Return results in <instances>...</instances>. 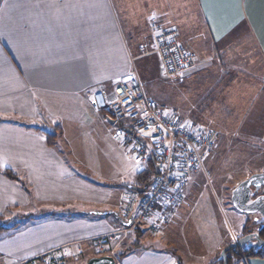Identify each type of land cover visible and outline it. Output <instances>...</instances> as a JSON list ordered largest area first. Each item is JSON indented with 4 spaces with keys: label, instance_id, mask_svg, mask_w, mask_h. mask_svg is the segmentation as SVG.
<instances>
[{
    "label": "crops",
    "instance_id": "crops-1",
    "mask_svg": "<svg viewBox=\"0 0 264 264\" xmlns=\"http://www.w3.org/2000/svg\"><path fill=\"white\" fill-rule=\"evenodd\" d=\"M170 1L0 0V216L7 223L0 230V264L69 252L122 231L113 215L94 212L120 215L124 198L136 189L138 172L154 163L148 162L150 153L143 154V162L128 157L121 133L129 121L106 122L88 97L101 88L112 94L121 77L135 75L134 61L144 58L135 47L142 40L151 45L154 25L171 27ZM194 3L211 54L184 76L193 75L189 79L199 95L195 106L204 111L201 121L206 111L218 113L224 125L230 120L226 130L240 121L237 140L264 143V0ZM185 4L175 0L176 12ZM201 61L209 63L208 72ZM206 73L216 76L209 82ZM255 101L256 113L247 119ZM238 107L242 112L234 116ZM187 115L179 117L202 123ZM206 116L216 145L221 127ZM46 117L53 135L41 122ZM197 172L184 191L185 202L167 211L160 234L178 228L187 216L184 206L191 207L188 198L200 186ZM237 239L232 236L224 247ZM258 251L264 253V245ZM176 253L144 244L114 257L116 264H181ZM215 253L206 256L205 264H217L220 252ZM231 264H264V257L241 254Z\"/></svg>",
    "mask_w": 264,
    "mask_h": 264
},
{
    "label": "rangeland",
    "instance_id": "rangeland-1",
    "mask_svg": "<svg viewBox=\"0 0 264 264\" xmlns=\"http://www.w3.org/2000/svg\"><path fill=\"white\" fill-rule=\"evenodd\" d=\"M185 3V6H181L179 11L176 12L175 0L170 1V5L173 7L171 10L175 12L170 15L173 18L172 23H167V25L174 29L177 28L179 41L184 49L194 56L196 63L199 65V60L211 54L207 45V33L194 0H185ZM158 28H164V26L154 25L151 30V37L153 31ZM148 44L149 41L147 40L140 42V45L149 46ZM140 45L135 47L136 54L139 57H143L138 50ZM137 59L133 64L135 71L133 74L140 80L146 95L153 98L159 106H163L181 117L187 113L186 117L197 120L200 123L202 122L201 125L204 127L208 126L206 125L208 124L206 115L211 116L208 120L212 119L221 127L220 138L217 137L214 152L203 163L194 178L197 181V186H200L197 189L194 188V192L188 198L191 207L184 206V209L188 208L183 213L187 216L181 218L178 228H173L170 232L166 230L165 234L158 232L159 234L150 235L142 226L140 227L141 234L138 240L133 229H122L120 233L107 238L108 242L113 244L111 252L106 250L107 247L102 242L91 243V241H87L79 247H71L69 252L65 249H60L23 264H83L89 257L99 256L97 255L99 252L116 256V253L126 251L129 247L134 246L133 244H136V242L152 247L172 248L176 250V254L181 259V264H205L206 256L215 252L219 253L224 248L225 242L229 241L232 236L237 238L243 236V227L244 225L247 226L248 223L245 215L232 206L231 191L241 180L252 173L264 171V143L237 140L235 133L238 130L235 129H239L240 121L239 123L236 122L235 129L226 130L230 120L224 125V123H221V115L218 113L212 116L206 111V114L202 116L204 119L201 121V115L204 111L199 106H195L199 95L195 96L194 89H192L193 80L189 78L193 75L185 77L184 73L174 77L164 76L161 68H159V59L157 58V62L155 54ZM201 63L202 68L206 65L205 69L208 72L210 69L209 63L204 64L202 61ZM215 76L214 74L213 77L209 78V74L206 73L204 79L210 82V79L213 80ZM256 104L257 101L251 107L247 119H249L253 111L256 113L253 110ZM239 105H243V102L239 103ZM240 110L238 107L235 111L232 110L233 112L231 113L234 116L236 114L240 115ZM196 114H198L197 118H194L193 116ZM185 120L190 121L188 119ZM42 121L47 133L53 135L55 132L52 125L49 127L45 126L46 123L49 124L48 118L41 119ZM122 182H118L120 186L124 184ZM261 192L264 194V186ZM188 200L186 199V201ZM183 202H185L184 199ZM178 205L176 207H179ZM12 225L10 222L8 223V227ZM216 253L215 256H217Z\"/></svg>",
    "mask_w": 264,
    "mask_h": 264
},
{
    "label": "built area",
    "instance_id": "built-area-1",
    "mask_svg": "<svg viewBox=\"0 0 264 264\" xmlns=\"http://www.w3.org/2000/svg\"><path fill=\"white\" fill-rule=\"evenodd\" d=\"M138 50L142 56L155 54L166 77L187 73L198 66L194 56L182 46L173 27L155 29L150 47L140 45ZM134 59L131 57V61ZM88 101L95 111L102 113L106 122L129 121V127L121 133L128 157H137L143 162V154H151L157 170L153 180L140 193L130 191L127 194L120 216L144 226L150 235H156L167 211L183 202L192 175L212 153L214 133L159 106L146 95L136 75L121 77L112 94L103 88L92 91Z\"/></svg>",
    "mask_w": 264,
    "mask_h": 264
},
{
    "label": "water",
    "instance_id": "water-1",
    "mask_svg": "<svg viewBox=\"0 0 264 264\" xmlns=\"http://www.w3.org/2000/svg\"><path fill=\"white\" fill-rule=\"evenodd\" d=\"M155 172L156 167L154 166ZM264 186V171L252 173L245 179L241 180L231 191V204L232 206L241 214L248 217V221H253L255 224L258 221L264 225V194H258L259 190ZM261 191V190H260ZM257 194V195H256ZM95 214H111L120 223L126 227L130 228L133 225L131 219L124 220L115 211H98ZM257 216H261L262 219L258 220ZM258 220V221H257ZM249 241H254L253 244L249 246L251 251H258L264 245V237H261L258 232H252L244 236L239 237L237 240L226 245L219 253L218 259H222L223 264H228L226 253L229 250H233L236 253H244L246 250L241 249ZM83 264H116V259L113 255L104 254L99 256L89 257Z\"/></svg>",
    "mask_w": 264,
    "mask_h": 264
},
{
    "label": "trees",
    "instance_id": "trees-1",
    "mask_svg": "<svg viewBox=\"0 0 264 264\" xmlns=\"http://www.w3.org/2000/svg\"><path fill=\"white\" fill-rule=\"evenodd\" d=\"M120 124H122V123H120ZM49 138H53V137L52 136H48V139ZM151 161H152V158H149L148 159V162L150 163ZM151 163L149 165L150 168L143 169V170H140L138 172L137 179H136V182H137L136 189L135 190H131V191H138V193H140L141 191H143L144 189H147L150 186V184H151V182L153 180V176H154V170H153L154 168L151 165ZM5 173L8 174V176H10V177H13L14 176L11 172L6 171ZM2 218L3 217L0 216V230L5 228L4 227V224L6 223V221H1ZM248 225L249 224H247V226L244 225V227H243L244 228L243 229L244 232L247 231ZM140 227H142V226L133 223V225L130 228L123 227V229H129V230L130 229H133L134 234H135V236L137 237V240H138V238L140 237V234H141ZM143 229L146 230V228L144 226H143ZM146 232H147V230H146ZM107 238H108V236L98 237V238L91 239L90 241H91V243H98V242L104 243L106 245V247H107L106 250L109 251V252H111L110 250H111L113 244L110 243V242H108V239ZM133 245L134 246L129 247L126 251H119L118 253H116V258H121L125 254L131 252L134 248L143 246L144 244H141V243L139 244L138 242H136V244H133ZM103 254H104V252H99L97 255H103ZM241 254L246 255L247 257H249V256H263L264 257V253H261L260 251H249V252H245V253H236L233 250H229L226 253L227 260H228V264H231L233 261H235V259L237 257H239ZM218 257H219V255L215 259L214 263L223 264L222 259H218Z\"/></svg>",
    "mask_w": 264,
    "mask_h": 264
},
{
    "label": "flooded vegetation",
    "instance_id": "flooded-vegetation-1",
    "mask_svg": "<svg viewBox=\"0 0 264 264\" xmlns=\"http://www.w3.org/2000/svg\"><path fill=\"white\" fill-rule=\"evenodd\" d=\"M260 190H262V189H260ZM259 190V193L258 194H261L262 192ZM257 195V194H256ZM246 217V219H247V222H248V224H249V227H248V229H247V231L246 232H244V234H243V236L244 235H246V234H249V233H252V232H258L259 234H260V236L261 237H264V225H262L258 220H261L262 219V217L261 216H257L258 217V223L257 224H255L253 221H248V217L247 216H245ZM254 243V241H249L247 244H245L241 249L238 247V250L239 251H241L242 249L243 250H246L245 252H249V251H251L250 249H249V246L251 245V244H253ZM244 252V253H245Z\"/></svg>",
    "mask_w": 264,
    "mask_h": 264
},
{
    "label": "snow or ice",
    "instance_id": "snow-or-ice-1",
    "mask_svg": "<svg viewBox=\"0 0 264 264\" xmlns=\"http://www.w3.org/2000/svg\"><path fill=\"white\" fill-rule=\"evenodd\" d=\"M219 39V37H217Z\"/></svg>",
    "mask_w": 264,
    "mask_h": 264
}]
</instances>
